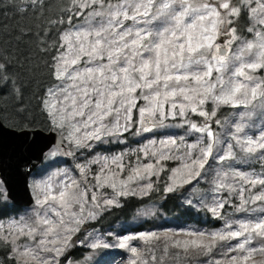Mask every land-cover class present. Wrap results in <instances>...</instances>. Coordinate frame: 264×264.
<instances>
[{"label":"snow or ice","instance_id":"snow-or-ice-1","mask_svg":"<svg viewBox=\"0 0 264 264\" xmlns=\"http://www.w3.org/2000/svg\"><path fill=\"white\" fill-rule=\"evenodd\" d=\"M0 264H264V0H0Z\"/></svg>","mask_w":264,"mask_h":264},{"label":"trees","instance_id":"trees-1","mask_svg":"<svg viewBox=\"0 0 264 264\" xmlns=\"http://www.w3.org/2000/svg\"><path fill=\"white\" fill-rule=\"evenodd\" d=\"M176 215L175 212H173L172 214L169 215L168 219L169 221H172L174 216ZM199 222L196 220V219H184V220H181V221H176L175 223H169L170 227H173V226H177V225H190V224H194V225H197Z\"/></svg>","mask_w":264,"mask_h":264},{"label":"rangeland","instance_id":"rangeland-1","mask_svg":"<svg viewBox=\"0 0 264 264\" xmlns=\"http://www.w3.org/2000/svg\"><path fill=\"white\" fill-rule=\"evenodd\" d=\"M194 224H190V225H182V226H193ZM167 226V225H166ZM168 227H170V226H168ZM173 227H175V226H173Z\"/></svg>","mask_w":264,"mask_h":264}]
</instances>
